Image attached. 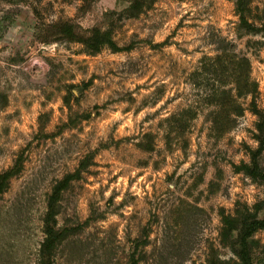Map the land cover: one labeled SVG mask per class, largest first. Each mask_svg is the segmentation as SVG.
Segmentation results:
<instances>
[{
  "label": "rangeland",
  "instance_id": "374dc122",
  "mask_svg": "<svg viewBox=\"0 0 264 264\" xmlns=\"http://www.w3.org/2000/svg\"><path fill=\"white\" fill-rule=\"evenodd\" d=\"M225 54L256 92L220 133ZM5 172L0 264H241L252 221L264 264V0H0Z\"/></svg>",
  "mask_w": 264,
  "mask_h": 264
},
{
  "label": "trees",
  "instance_id": "16d2710c",
  "mask_svg": "<svg viewBox=\"0 0 264 264\" xmlns=\"http://www.w3.org/2000/svg\"><path fill=\"white\" fill-rule=\"evenodd\" d=\"M69 34L72 36L74 29H68ZM80 35H83L78 39L82 44L87 48L93 51H97L101 45L106 44V41H98L89 37L91 31L83 30L80 27ZM108 44V43H107ZM224 69L221 71L215 70L216 59H210L209 62L204 65L205 71H201V80L196 85H202L209 91L208 102H215V109L212 113H215L218 116H221V120L214 122L212 125L213 130L216 132L224 133L229 129L233 123L232 116L239 115L238 109H242L241 104L238 102V99L250 96L252 101L250 104L253 105L254 93L256 92V84L250 77V65L249 61L245 56L242 57H230L225 54L222 56ZM207 66V67H206ZM195 84V83H194ZM230 86L228 90H223V86ZM220 87V88H219ZM235 92V93H233ZM222 94L221 98L213 99L209 98L210 96H215ZM180 128H185L183 124L179 123ZM10 173L5 172L0 176V193L5 188L7 180L10 178ZM49 205V207H51ZM226 220V219H225ZM259 227L257 226L256 221L247 223L245 226V232L241 235V249L235 251L241 264H253L251 261V247L247 243V237H251ZM45 233L47 238L43 242V249H46L48 246H52L54 240L56 239L57 233L55 229L51 228L46 222Z\"/></svg>",
  "mask_w": 264,
  "mask_h": 264
}]
</instances>
